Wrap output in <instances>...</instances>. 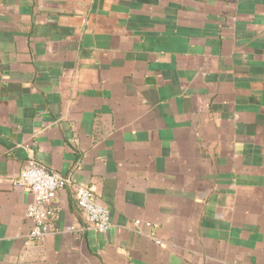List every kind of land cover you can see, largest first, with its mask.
<instances>
[{"label": "crops", "instance_id": "0c3cea01", "mask_svg": "<svg viewBox=\"0 0 264 264\" xmlns=\"http://www.w3.org/2000/svg\"><path fill=\"white\" fill-rule=\"evenodd\" d=\"M30 157L112 227L31 239ZM0 264H264V0H0Z\"/></svg>", "mask_w": 264, "mask_h": 264}, {"label": "built area", "instance_id": "2783aa9c", "mask_svg": "<svg viewBox=\"0 0 264 264\" xmlns=\"http://www.w3.org/2000/svg\"><path fill=\"white\" fill-rule=\"evenodd\" d=\"M14 184L27 188L32 194L26 213L33 221L29 233L31 239L42 240L45 236L56 232L54 221L61 211V205L56 202V198L59 192L66 188L73 190L79 207L94 230L106 232L112 227L110 210L99 200L91 185L50 171L33 157L26 161L14 179ZM141 223L140 219L134 221L135 226Z\"/></svg>", "mask_w": 264, "mask_h": 264}]
</instances>
